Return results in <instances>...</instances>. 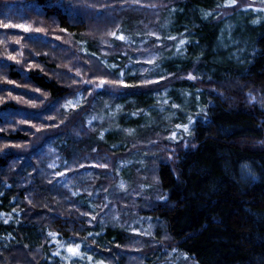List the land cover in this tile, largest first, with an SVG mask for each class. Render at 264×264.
<instances>
[{
    "label": "trees",
    "instance_id": "obj_1",
    "mask_svg": "<svg viewBox=\"0 0 264 264\" xmlns=\"http://www.w3.org/2000/svg\"><path fill=\"white\" fill-rule=\"evenodd\" d=\"M222 1L0 0V264H51L48 254L70 240L83 248L92 241L100 254L114 253V264L127 263L115 247L128 251L135 235L113 219L93 222L97 209L68 187L55 186L48 168L39 166L44 146L37 145L48 141L62 144L66 167L74 161L112 163L101 167L102 178L90 188L114 190L124 178L128 189L115 194L131 189L150 202L141 213L121 203L120 216L155 218L167 242L196 264H264V109L246 99L249 89L264 85V20L244 19V31L233 37L246 48L236 59L226 56L228 49H220L222 16L215 13ZM4 24H22L29 31ZM150 31L160 35L157 42L165 41L157 46H171L159 48L153 64L134 61L129 43L137 33L155 40ZM180 39L187 43L177 52ZM136 63L165 73L164 78L136 85L141 73L129 66ZM191 71L195 79L187 78ZM100 79H123L132 86L98 91L93 85ZM81 89L89 94L84 110H64L66 99ZM155 91L170 102L158 104ZM96 96L99 108L105 99L123 105L117 117L106 115L109 119L93 130L86 127L85 112ZM187 112L193 124L187 136L171 141L177 151L173 157L158 162L159 151L142 149L159 141L164 125ZM127 115L133 116L128 123ZM28 122L30 130L22 132L18 126ZM100 126H108L103 138ZM42 131L44 137L35 136ZM29 140L36 145L25 150L30 145L22 143ZM131 155L150 160L147 175L138 168L131 174L123 168L117 172L120 159ZM50 232L57 233L52 247L47 245ZM160 251L145 249L136 264H153L164 254Z\"/></svg>",
    "mask_w": 264,
    "mask_h": 264
},
{
    "label": "rangeland",
    "instance_id": "obj_2",
    "mask_svg": "<svg viewBox=\"0 0 264 264\" xmlns=\"http://www.w3.org/2000/svg\"><path fill=\"white\" fill-rule=\"evenodd\" d=\"M136 5H138V2L136 3ZM144 6L146 7V4H144ZM222 9L219 8V10H217L215 13L218 16H222L221 19L223 21L222 26L219 30L220 32V49L221 50H229L230 47V51H226L225 55L226 56H230V57H234V59H236L237 57L240 56L241 51H244L246 48V43H243L242 40H240L239 38H234V33H236L237 35L241 32L244 31L245 26H244V19L247 20V18L249 17V19L251 18V20H255L257 21L258 19L264 20V0H237V3L235 5H228V0H223L221 3ZM139 8V7H138ZM246 15V16H245ZM234 16V17H233ZM255 18V19H254ZM240 28V32H237L236 29ZM152 32L151 35H153L154 37H156L155 40H151L154 38H151V36L146 35V34H142V33H137V37L136 39L132 40L134 41L133 43H129V48L131 49V52H133L132 50H134L135 52H133L134 54L131 55V58L134 61H139V62H144V63H149L147 61H152L151 63L153 64V62L158 58V55H160V53H158L159 48L165 50V49H169V47L171 45H167L166 47H160L157 46V44L159 43H165L164 39H161L159 42H157V37H160L159 34H157L156 31H150ZM117 34V33H116ZM158 35V36H157ZM117 36H119L117 34ZM147 37V38H142L141 37ZM149 37L151 39H149ZM116 38V37H115ZM113 39V38H112ZM117 39V38H116ZM145 40V41H144ZM115 41V40H113ZM125 41H129L128 39H126ZM153 41V42H152ZM141 42V43H140ZM135 43V44H134ZM179 43V40H177L176 42V46ZM242 43V44H241ZM138 44V45H137ZM82 50V49H80ZM77 64V63H76ZM131 71L133 72H139L141 73L140 77L138 78L139 82H136V85H148L143 83L146 80H151V81H157L158 79H160L161 77H163L165 75V73H159L156 71V69L152 68L149 69V66H142L141 63H136L134 65L129 64ZM152 66V65H151ZM147 70V71H145ZM193 71H191L189 74H195ZM194 76V75H193ZM195 77V76H194ZM137 80V81H138ZM125 82V81H124ZM126 84L131 85V83L129 82H125ZM153 84V83H150ZM149 84V85H150ZM106 86H108L109 88H111V90H122V89H126L128 87H122L119 86L118 84H105L100 88H96L95 84L93 85V88H96L98 91L102 90L103 88H105ZM162 91V90H161ZM159 92V99L158 100V104L161 103H165V101H167V103L170 102L169 99H164L163 101L161 100V95L163 94L160 91H155V93ZM86 96H89V94H87L85 91H83V89L78 90L73 97L66 99V101L63 103V105L66 104V102L68 100H76L79 98L80 103L79 105H77L75 108V110L80 111V113L84 110V105L87 104L86 100ZM98 96L94 97L91 102L93 103V106L91 107L90 111H86V120H85V124L86 127L89 129H96L97 126H99L100 123L103 122L104 119H109L108 117H106V115L111 114L113 115V117L115 118V116L117 117L119 115L120 110L122 109V105L123 103L118 100L115 101L114 104L112 100H108L105 99L106 101L103 102V104L101 105V107L99 108L98 105L99 104V100L97 99ZM246 99L249 103H251L252 105H256L261 109H264V85H261L259 87H255V88H251L246 92ZM0 99V103H1ZM173 105L175 103H172ZM158 106V105H157ZM55 110L58 111L59 105L57 104L56 106H52ZM167 107V106H166ZM64 110L65 108L62 107ZM72 109V108H70ZM157 110L161 111V110H165L164 107L162 106H158L156 107ZM196 112H194L193 114H195ZM84 114V115H85ZM170 114L174 116V111L170 110ZM7 116V114H5ZM198 115V114H196ZM3 115L4 119L6 121H9L10 119H7L8 116L6 117ZM193 115L190 112H187L186 114H184L183 116L181 115V119L179 118L177 121L176 120H170L169 123H167L166 125H164V130L162 132V136L160 135L158 137L159 141H154L153 143H148L147 145L148 148H142L144 150H157L160 153L157 154L158 156H156L158 162L162 161V160H168L170 157H173L176 154V147L174 148L173 146H170L171 141H175V140H179L180 138H182L183 136H187V133H185L183 131V128H177L176 125H184L188 123L189 117L192 118L193 120ZM199 116V115H198ZM128 117H133V116H126V120L127 123L129 122ZM203 117V116H201ZM205 117V116H204ZM45 119V118H43ZM126 122V121H125ZM193 124V123H192ZM26 126H24V124L22 126H18L20 130H22V132H24L25 130H30L28 129L29 127H31V123L28 122L25 124ZM108 126H100V130H101V134L100 137L103 138ZM3 129H6V127H1ZM191 128V126H190ZM189 128V130H190ZM99 130V131H100ZM176 132L177 133V138L175 140H173L171 138L172 133ZM189 133V132H188ZM44 131H42L41 133H36L35 136H37L38 138H42L44 137ZM157 139V140H158ZM169 141V142H168ZM33 141H30L28 143H22V144H26V145H30L28 147H26L25 150H28L29 148L32 147V145H36V144H31ZM38 143V142H37ZM153 144V145H152ZM168 144V145H167ZM188 143H185L184 145H187ZM60 145L62 144H56L54 141L52 142H47L46 144H39L37 145V147H42L44 146V150L43 152H41V156H40V163L39 166H41L42 164L48 168V174L51 175L53 177L55 186L56 184L59 185H63L66 186L65 188H67L68 190L72 191L73 194L75 193V196H78L80 198H82L81 202L87 203L89 204V206H91L92 208H95V210L97 209L96 212H94V214L91 215L95 216L96 219L93 220V222H95L96 220L99 222H103L105 221L106 223H109V221L111 219H113L112 221H114L118 226H125L126 229L130 232H132L135 236H133V243L131 245V247L129 248L128 251H126L127 247H122L119 249V246L115 247V251L114 252H118L119 257H123L126 256L127 259V263L126 264H136L139 263L141 261V259L143 258V253L145 251V249L148 251H153L157 248H160V254L161 255L158 260L154 261L153 264H196L194 262L193 259H191L190 257L186 256L184 253H179L177 252L174 246V243H170L169 241L167 242V237L165 235H163L162 230H160L159 226V222L157 223V220L153 217H146L144 215H137V216H133L131 213L126 212L127 214L124 216H120V212L119 211V205L121 203H124L123 207H126L128 209H131L133 211H136L138 213H141V209L146 208L147 207V201L150 202V200L144 198V200H141L140 196L138 195L136 192H134L133 190L130 189V193H125V194H115L117 192L123 191L128 189V185L126 184L125 179L121 178L119 179V182L117 184L114 185L115 189L113 190L112 188L110 189H104L101 185H99L98 187L96 186L94 189H91V187L95 186L96 184V180L98 181L100 178H102L101 175V166L100 165H106V169L110 168L112 163H104V161H89V162H69V164L66 167V162L64 160V156L62 155V152L60 150ZM115 145H119V146H124L121 145L119 142H117V144ZM150 145H152L150 147ZM147 147V146H146ZM140 149L135 150L134 152H140L138 151ZM133 152V151H132ZM144 155H146L145 153H143ZM144 155H131V158H122L120 159V164L117 168V172L118 173H122V168L125 172H127L128 174H131V172H133V169H137V171H140V169L142 170V174L147 175V171H149L151 169V163L149 164V162L147 161L148 158H146ZM141 163H144L143 165ZM138 164L139 167H137ZM51 165V166H50ZM108 166V167H107ZM111 171V170H110ZM131 171V172H129ZM58 172H64L65 175L64 176H58L57 173ZM109 174L111 176L114 177V174L111 172H109ZM146 179V178H144ZM154 180L155 177L153 178ZM57 182V183H56ZM154 182V181H153ZM156 182V181H155ZM123 185V187H120V185ZM129 184V183H128ZM138 184V183H137ZM145 184V183H144ZM150 183H148V188L149 187H155V184H150V185H154V186H150ZM140 188L142 189H146V186H143L140 184ZM59 189V188H56ZM104 189V190H102ZM82 190L85 191V193H82ZM159 192V191H157ZM157 194V193H156ZM159 195V194H158ZM111 197V199H110ZM158 197V196H157ZM128 198V199H127ZM127 199V201H126ZM156 199V198H155ZM105 205H107V207H105ZM97 207V208H96ZM128 211V210H125ZM96 221V222H97ZM91 222V220H90ZM100 225V224H99ZM98 225V226H99ZM93 230H91L89 233H92V235H89V237L95 241V238L97 237V234H94V232H92ZM48 239H49V244L48 247H52L53 244H51L52 242V237L48 235ZM55 240L57 241V238H55ZM58 242V241H57ZM76 244H80L81 248V254H82V258L81 257H71L69 258V253L66 251V248L68 245H72L75 246ZM85 245L87 246V248H83L82 244L79 242H74L72 240L70 241H62L59 245L57 244V249L56 251L51 252V254H48V257L50 259V263H59V264H73V262H75V264H114L112 261L113 255L114 253L111 252H107L109 254L103 255L100 254L99 252H97V245H95L92 241L91 242H85ZM126 246V244H125ZM147 246V247H146ZM171 247V248H170ZM96 248V249H95ZM116 249H119L118 251H116ZM133 252H132V251ZM59 251V255H54L55 252ZM151 253V252H150ZM153 255V253L151 254V256ZM91 257V261H89L87 258ZM106 256V257H105ZM112 258V259H111Z\"/></svg>",
    "mask_w": 264,
    "mask_h": 264
},
{
    "label": "snow or ice",
    "instance_id": "obj_3",
    "mask_svg": "<svg viewBox=\"0 0 264 264\" xmlns=\"http://www.w3.org/2000/svg\"><path fill=\"white\" fill-rule=\"evenodd\" d=\"M236 3H237V0H228V5L229 6L230 5H235ZM205 15L207 16V15H210V14L209 13H205ZM3 27H5V28H8V27H17V28L23 29L26 32L29 31V28L27 26H25V25H22V24L21 25L4 24ZM110 35H112V36H114V37H116L117 39H120V40H125L126 39V37H124L123 35L117 36L116 32H112V33H110ZM169 39L175 40L176 37H169ZM186 43H187V41L185 39H180L179 40V43L176 46L177 47V52H180L181 49L183 48V46ZM10 59H16V57L13 56V57H10ZM17 62H19V61H17ZM147 62L151 63L152 61H147ZM111 67L114 68V67H116V65H112ZM145 71H147V70H145ZM80 74L81 73L79 71L76 72V75L77 76H79ZM123 75H124V73L121 72V77H123ZM163 78L164 77H161V79H163ZM187 78L188 79H195L196 77H194L192 74H189ZM85 83H93V82L92 81H85ZM143 83H145V84L159 83V81L146 80ZM105 84H118L119 86H122V87H130V85L126 84L123 81V79H120V80H117V81H107V80H104V79H100L98 81V83H95V87L96 88H100V87H102ZM79 103H80L79 98L76 99V100H68L66 102V104L63 105V107L65 108V110H68L70 108H75L77 105H79ZM165 103H167V101H165ZM174 107H175V105H174ZM192 123H193V120H192L191 117H189V120H188V123L187 124H184V125H176V127L178 129L182 127L183 128V131L185 133H188L189 132V128L192 125ZM40 130H41L40 128H37V131H40ZM171 138L173 140H175L177 138V133L176 132H173ZM100 166L101 167H106V165H100ZM57 175L58 176H64L65 173L64 172H58ZM120 187H123V185L121 184ZM74 195H75V193H74ZM105 207H107V205H105ZM0 215H2V214H0ZM91 219L95 220L96 217L95 216H92ZM4 222L7 223L8 220L5 219ZM89 235H92V233H89ZM49 236H51L53 238V240L55 241V238L57 236V233L50 232L49 233ZM80 248H81L80 244H76L75 246L68 245L67 248H66V251L69 253V258H71V257H81L82 258V254H81ZM59 254H60L59 251H57V252L54 253V255H59ZM87 259L89 261H91L92 258L89 256ZM73 264H75V262H73Z\"/></svg>",
    "mask_w": 264,
    "mask_h": 264
},
{
    "label": "bare ground",
    "instance_id": "obj_4",
    "mask_svg": "<svg viewBox=\"0 0 264 264\" xmlns=\"http://www.w3.org/2000/svg\"><path fill=\"white\" fill-rule=\"evenodd\" d=\"M255 19V18H254Z\"/></svg>",
    "mask_w": 264,
    "mask_h": 264
}]
</instances>
